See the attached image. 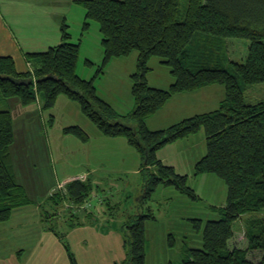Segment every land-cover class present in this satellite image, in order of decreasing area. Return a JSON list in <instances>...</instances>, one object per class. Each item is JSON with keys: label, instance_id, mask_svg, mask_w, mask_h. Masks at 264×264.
<instances>
[{"label": "trees", "instance_id": "trees-1", "mask_svg": "<svg viewBox=\"0 0 264 264\" xmlns=\"http://www.w3.org/2000/svg\"><path fill=\"white\" fill-rule=\"evenodd\" d=\"M84 9L83 36L90 22L98 24L102 63L93 78L76 72L80 43L71 41L69 26L60 25V43L43 52L25 53L32 70L18 72L11 57L0 56V98H18L22 106L42 102L41 109L54 107L59 96L77 102L81 112L107 137L126 140L140 156L144 174L143 199L159 186H172L193 199L186 176L175 173L156 156L163 146L204 132L205 155L194 173L214 174L227 188L226 201L218 208L221 218L207 221L202 247L187 248L180 264H264V100L246 103L245 88L264 83V0H188L180 16V0H76ZM249 42L243 63L228 59L226 39ZM136 51V70L130 76L133 108L118 113L99 97L95 80L114 58ZM160 58L174 81L167 88L148 83V63ZM87 66L92 62L85 60ZM221 85L223 98L212 111L184 118L166 128L151 130L146 121L176 94ZM64 134L83 143L88 135L79 126ZM14 142L12 116L0 111V223L12 212L34 203L18 183L11 148ZM88 179H73L51 194L48 201L64 199L87 211ZM245 247L230 246L233 223L244 214ZM148 212L129 216L124 223L127 257L120 263L144 264L145 221ZM259 251L253 262L248 253ZM70 264H77L68 253ZM171 264V263H168Z\"/></svg>", "mask_w": 264, "mask_h": 264}, {"label": "rangeland", "instance_id": "rangeland-1", "mask_svg": "<svg viewBox=\"0 0 264 264\" xmlns=\"http://www.w3.org/2000/svg\"><path fill=\"white\" fill-rule=\"evenodd\" d=\"M187 2L180 0V16ZM57 5L70 17L71 41H83L76 72L89 80L103 59L102 47H98L101 38L98 24L90 22L89 30L82 36L83 20L79 14L84 13V9L79 4L69 9L64 0H59ZM248 46L246 39H226L228 59L243 63ZM136 55L137 52L132 51L126 58L112 59L95 81L98 93L104 98L99 97L123 114L133 108L130 76L136 70ZM85 60L91 61L92 66H87ZM148 66L149 85L167 88L173 78L169 68L161 64L158 57H152ZM220 90V96V92L209 89L197 95L190 92L176 95L151 119L149 128L159 129L157 125L164 128L169 121L172 124L182 117L216 109L217 100L223 98V86ZM243 96L246 103L264 100V83L245 88ZM206 98L211 100L210 104H206ZM12 100L0 98V111L7 110L17 116L21 108L17 109ZM40 104L42 107V102ZM189 107L193 111H189ZM34 114L25 120L13 117V147L20 156L13 158L18 182L35 203L14 210L8 221L0 223V264H70L68 253L77 264L120 263L128 252L124 223L129 216L148 212L155 219L146 220L144 225V264H180L187 248L202 247L203 228L207 221L221 218L218 208L224 206L227 196L225 183L216 175L196 176L194 173L196 162L205 155L203 130L156 152V156L165 157V165L186 176L187 187L193 191L195 199L163 185L143 199L141 158L124 138L103 135L81 112L78 103L63 95L57 98L54 107L39 109ZM68 126L83 129L88 142L64 134L63 129ZM25 139L33 144L25 145ZM85 174L90 186L87 211L68 199H62L58 205L48 201L49 194L63 188L73 180L71 177ZM248 216L251 214H244L233 223L230 246H246L243 228ZM247 257L258 262L262 253L252 251Z\"/></svg>", "mask_w": 264, "mask_h": 264}, {"label": "crops", "instance_id": "crops-1", "mask_svg": "<svg viewBox=\"0 0 264 264\" xmlns=\"http://www.w3.org/2000/svg\"><path fill=\"white\" fill-rule=\"evenodd\" d=\"M58 1L59 0H0V56L11 57L15 62V67H16V70L18 72H27V71L32 70L33 64L28 63L26 61L25 56H24L25 53L43 52V51L47 50L49 47L59 44L60 39H61L60 38V25L63 22H65L69 26V28H71L69 25V21H68L70 18V17H68V12L60 11V9L58 8V5H57ZM64 2L68 5L69 9H71L73 6H76V4H77L76 0H64ZM79 15H80V17L82 16L81 18H82V20H84V13L80 11ZM71 39H72V37H71ZM76 42H78V41H76ZM76 42H74V43H76ZM79 43H80V49H81V47L83 46L82 39L79 40ZM98 45H99L98 47H100V44H98ZM99 52L101 54V50H99ZM102 56H103V53H102ZM80 77H82V76L80 75ZM171 79L172 80L170 81V84L174 81L173 78H171ZM221 87H222L221 85L213 84V85H209V86L200 88V89L193 91V92H190V93H194L195 95H197V94L204 92V91L209 89V91H211V90L216 91V93L220 92L219 93V96H220L221 91H222V90H220ZM96 91L100 97H103L98 93L97 87H96ZM176 95H181V93L176 94ZM176 95L171 97L170 100H168V102L164 105V107H167L168 103L170 101H172L173 99H175L174 97ZM11 99H13L12 102L14 101V104L17 107V109L19 106L21 108V109H18L19 112H17V116H13L12 113L9 111L11 116H12V128H13V117L15 119L24 118V120H25V119H29L28 117L31 116L32 114H34L35 111H39V109L41 110L40 100H38L35 103V106H33L34 104L29 105V106H22L18 99H15V98H11ZM220 100L221 99H218L217 102L219 103ZM201 102L203 103L202 100H201ZM217 102H216V104H217ZM210 103H211V100H207V98H206V104H210ZM201 106H204V105L202 104ZM112 107L115 109V105H113ZM162 109H160L159 111H161ZM159 111L155 115H157L159 113ZM189 111H193V110L189 107ZM118 113H120V112H118ZM120 114H123V113H120ZM191 114H193V113H190V115ZM195 114H197V113H195ZM195 114H193V115H195ZM198 114H200V113H198ZM155 115H153L152 117L147 119L146 124H147L148 128H149L150 123H152L151 119H153V117ZM193 115H191V116H193ZM188 117H190V116H188ZM188 117H185V118H188ZM169 119H171V118H169ZM182 119H184V118L182 117ZM181 120H179V121H181ZM179 121H177V122H179ZM27 122H28V120H27ZM170 122H172V121H169L167 123L166 127L176 123V122H174L171 124ZM166 127H164V128H166ZM156 128L163 129L162 127H159L158 125ZM149 129L156 130V129H152V128H149ZM14 142H15V140H14ZM23 143L25 145L33 144V142L30 139H25L23 141ZM11 154H12V160H13V164H14V170H16L15 163H14V162H16V159L14 161L13 157H14V155L17 154V152L15 153L13 144H12V148H11ZM16 157L20 158V156H17V155H16ZM157 157L163 163H165V157H159V156H157ZM15 174H16V172H15ZM87 177L88 176L85 174L82 176L79 175V176H75V177H71V178L72 179L85 180ZM16 178H17V176H16ZM17 181H18V179H17ZM21 186L23 187V185H21ZM51 194L52 193H50L49 196ZM19 208H17V209H19ZM39 208H40V206H39ZM35 209H36V211L38 210L37 207Z\"/></svg>", "mask_w": 264, "mask_h": 264}]
</instances>
